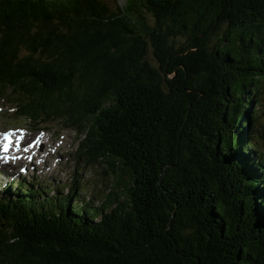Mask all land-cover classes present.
Returning a JSON list of instances; mask_svg holds the SVG:
<instances>
[{
	"label": "trees",
	"instance_id": "obj_1",
	"mask_svg": "<svg viewBox=\"0 0 264 264\" xmlns=\"http://www.w3.org/2000/svg\"><path fill=\"white\" fill-rule=\"evenodd\" d=\"M117 1L0 0V100L114 180L6 183L0 264H264V0Z\"/></svg>",
	"mask_w": 264,
	"mask_h": 264
},
{
	"label": "rangeland",
	"instance_id": "obj_2",
	"mask_svg": "<svg viewBox=\"0 0 264 264\" xmlns=\"http://www.w3.org/2000/svg\"><path fill=\"white\" fill-rule=\"evenodd\" d=\"M122 2L123 0L117 1L119 4ZM147 20L151 21L149 18ZM148 47L146 58L156 66L157 61L152 54V47ZM8 130L23 134L27 143L35 141V150L41 157L34 158L32 163L29 161L31 158L26 157L24 160L20 159L23 162L16 165H2L0 195L6 183L13 181V184H16V176H19L21 181L23 178L26 181L31 180L43 190L50 189L51 195H59L57 191H61V187L69 186L75 179V182L79 183V196L84 197V200L93 199L95 205L111 191L114 183L113 175L104 163L89 166L81 160H76L74 152L79 141L76 131L56 123L37 127L27 120L17 119L13 106L0 100V131ZM41 139L44 144L40 143ZM20 167H23L24 171ZM67 190L64 189L62 193Z\"/></svg>",
	"mask_w": 264,
	"mask_h": 264
},
{
	"label": "bare ground",
	"instance_id": "obj_3",
	"mask_svg": "<svg viewBox=\"0 0 264 264\" xmlns=\"http://www.w3.org/2000/svg\"><path fill=\"white\" fill-rule=\"evenodd\" d=\"M26 140V139H25ZM41 144L43 143L44 144V141L41 139ZM28 144V145H27ZM29 145H32V143H26L24 142V147L23 149L19 150L18 153L14 154V156L17 155L16 158H18L19 160L22 159L24 160V158L26 157H29L31 158L29 161L32 163L34 161V158H38V157H41L40 156V153L39 152H36L35 150V144H33V146H30ZM49 148V147H48Z\"/></svg>",
	"mask_w": 264,
	"mask_h": 264
},
{
	"label": "snow or ice",
	"instance_id": "obj_4",
	"mask_svg": "<svg viewBox=\"0 0 264 264\" xmlns=\"http://www.w3.org/2000/svg\"><path fill=\"white\" fill-rule=\"evenodd\" d=\"M2 135H3L4 139L7 141L9 139V137L12 135V133L11 132H7V133H3ZM33 143H35V141ZM30 146L31 145H29V147Z\"/></svg>",
	"mask_w": 264,
	"mask_h": 264
}]
</instances>
